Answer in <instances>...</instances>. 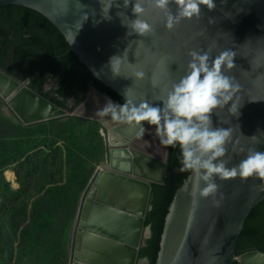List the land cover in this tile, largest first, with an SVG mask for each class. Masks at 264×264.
<instances>
[{
    "label": "water",
    "instance_id": "1",
    "mask_svg": "<svg viewBox=\"0 0 264 264\" xmlns=\"http://www.w3.org/2000/svg\"><path fill=\"white\" fill-rule=\"evenodd\" d=\"M134 2L132 0L128 8H124L123 0H115L120 7L113 5L109 12L111 19L103 17L100 0H0V6L20 4L46 15L62 31L71 50L89 66L96 78L124 99L127 90L128 98L137 103L147 100L162 106L160 100L166 95L171 82L184 75L190 50L211 47L213 58L225 49L235 51L236 67L228 74L240 84V115H229L227 107H230V102L225 109L213 113V126L234 128L235 146L229 145V167L238 164L249 148L264 152V142L256 144L251 139L255 135L264 141V0H215V10L209 11L206 6H201L199 18L183 19L170 31L165 27L164 13L146 5L144 18L153 24L155 31L145 37L135 33L128 35L130 29L122 22L123 17L117 16V12H123L129 19H135L132 13ZM65 7L68 8L66 14ZM170 8L175 14L177 5L172 3ZM85 14L87 21H83ZM77 21L83 23L78 32ZM127 47L128 61L122 64L121 75L114 76L109 59L113 55H122ZM136 71H143L144 77L136 78ZM29 84V80L22 81L0 68V97L5 100L7 110L26 124L33 122L20 114L14 101L20 103L27 113L41 115L59 109L65 115L56 117L76 116L83 121L89 116H96L83 112L94 101H100L104 106L108 100L121 104L96 85H91L86 99L74 112L63 111L33 91ZM96 117L112 128L125 124ZM47 119L50 117L45 116L38 121ZM144 124L146 132L143 137L123 139L125 144H111L114 149L162 159L166 166L164 176L161 181L154 180L153 183H163L171 147L160 144L161 154L150 148L148 144L155 146L159 140L154 126ZM240 148L245 151L239 152ZM102 167L113 172L123 171L114 165ZM97 179L98 174L92 177L79 202L69 264H140L142 260L150 264L148 258L140 257V252L145 238L152 235L151 227L146 226V217L151 208L153 185L149 209L140 215L99 201ZM139 179L145 180L148 176L140 174ZM216 182L219 185L216 196L220 200L219 206L214 205L213 197L202 198L198 192V203L193 205V174L188 184L178 191L167 216L156 264H234L235 261L238 264H264V251L250 250L239 258L236 252L248 217L264 200V181L256 177L247 180L237 177L217 179ZM203 186L201 182L200 187Z\"/></svg>",
    "mask_w": 264,
    "mask_h": 264
},
{
    "label": "trees",
    "instance_id": "2",
    "mask_svg": "<svg viewBox=\"0 0 264 264\" xmlns=\"http://www.w3.org/2000/svg\"><path fill=\"white\" fill-rule=\"evenodd\" d=\"M0 67L20 79H28L35 91L69 111H74L86 98L92 84L118 102L123 104L125 101L117 91L94 76L89 66L71 50L70 43L56 24L28 6H0ZM5 117L19 128L36 131L38 136H32V143L38 146L24 148L26 153L12 162L18 163L16 177L20 181L17 180L19 189L14 190L5 176V182L0 183V187L7 189V193L0 195L3 198L0 202V264H29L43 233L45 218L50 213L41 197L36 201L31 198L35 192H43L64 181L63 169L68 150H64L61 144L54 147L51 143H40L51 138L49 128L55 125V121L29 126ZM38 125H43L45 129L40 130ZM13 134L0 140V151L20 131ZM181 159L179 146L171 147L166 180L153 186L152 208L146 219V225L152 227V235L140 252V256L147 257L150 264L157 263L162 234L174 198L192 175L191 172L179 171ZM69 165H72L71 158ZM4 166L1 162L0 168ZM255 249L264 251V200L248 217L237 244L238 254Z\"/></svg>",
    "mask_w": 264,
    "mask_h": 264
},
{
    "label": "clouds",
    "instance_id": "3",
    "mask_svg": "<svg viewBox=\"0 0 264 264\" xmlns=\"http://www.w3.org/2000/svg\"><path fill=\"white\" fill-rule=\"evenodd\" d=\"M100 2L102 5V15L105 19H111L109 12L114 4L117 8L120 7V4L115 3V0H100ZM130 3H132V0H123V7L128 8ZM172 3L177 5L175 14L170 8V4ZM146 5L148 7L159 9L162 13H164L165 27L169 31L174 29L183 19H192L193 17L199 18L202 11L201 6H206L209 11L215 10L217 7L215 0H135L132 6V13L135 16V19H129L123 12H117V16L123 17L122 22L126 24L128 29H130L128 35L135 33L139 36L145 37L154 33L155 28L153 24L144 18ZM78 6H80L79 2ZM64 11L66 14L68 8L65 7ZM125 18L127 19V22H125ZM87 19L88 16L85 14L83 16V21H87ZM209 22L212 23L213 20L210 19ZM77 23L79 25L77 30L78 32L82 28L83 23H79V21H77ZM127 53L128 47L124 50L122 55H113L110 57V70L114 76L121 75V66L125 60L128 61V55H126ZM188 55L190 60L187 64L184 75L181 76L179 80L171 82L170 87L166 91V95L160 100L162 102V106L160 104L149 103L147 100L137 103L128 98L126 90V98L123 104H116L111 100H108L106 105H103L104 107L99 109L97 112L94 111L92 104L88 105L83 112L94 113L98 117L110 116L111 119L109 120L121 121L130 126H135L138 128L136 133L138 137H143L145 135V122L149 126H154L155 136L158 138L159 143L155 146L150 145V147L155 149L156 147H160V144L166 147H175L178 145L182 157V166L179 168V171L181 173L191 172L193 174V178L195 180L191 193L193 197V205L195 206L198 203L196 200L198 192L199 196L202 198H208L210 196L213 197L214 205L219 206L220 200L216 199L219 192V185L216 182L217 179L227 180L239 177L242 180H247L248 178L256 177L259 180L264 181V152L257 151L256 148H249L247 149V153L244 158L240 160L238 164H234L229 167V164L231 163V160L227 158L229 145L235 146L233 140L234 128L232 126L227 128L213 126V113L216 114V110L218 109H225L230 102V107H227L229 115L235 117L240 115L239 110L242 106L240 97L238 96V93L240 92V84L233 76L228 74L236 67L234 63L236 52L231 49H225L213 58L212 49L209 47L208 49L190 50ZM8 74L12 75L10 73ZM144 75L145 73L143 71L134 72V76L136 78L142 79ZM14 77L18 78L17 76ZM20 80L26 81L28 79ZM29 87L35 91L30 84ZM35 92L44 97L39 92ZM44 98L49 100L46 97ZM0 100L2 101L3 111L10 117L18 120L13 114H9L7 112L5 100L1 97ZM50 102L63 111L66 110L68 112H74L82 103L81 102L74 111H69L64 107L57 105L53 101ZM55 110L62 112L59 109ZM64 115H59V117H63ZM96 116H89L86 120H84V122L94 120L105 125V122ZM54 117H50V119L47 120L32 121L33 123L30 122L29 124H39L49 120L57 122L68 118L80 119L76 116H67L65 119L56 116ZM21 123L26 124L23 122ZM106 126H108L107 129L110 131L112 127L107 124ZM94 134H96V131ZM101 135L104 136V134ZM251 139L254 140L256 144L264 142L260 139V137L255 135L252 136ZM109 142L110 143L108 144L113 147L110 151L112 153L114 145L111 144L110 137ZM136 144L139 146V142H136ZM141 144L143 143L141 142ZM235 144H238V141H235ZM41 148L42 147H40V149ZM244 151L245 150L243 148L239 149V152L241 153ZM110 160L111 155L109 157V162L103 165H111L112 162ZM8 172H10V170L5 171L6 181L9 182L12 187ZM11 173H14L15 176L12 179L17 182L16 171H12ZM201 182L204 185L202 188L200 187ZM155 183L163 184L154 182L153 186ZM86 187L87 184L85 188ZM220 197L221 199L223 198L222 193L220 194ZM146 226L148 227L150 225ZM150 237L151 235L145 238L144 245ZM243 253H237V258L241 257ZM141 258L143 259L147 257ZM235 262L238 263V261Z\"/></svg>",
    "mask_w": 264,
    "mask_h": 264
},
{
    "label": "rangeland",
    "instance_id": "4",
    "mask_svg": "<svg viewBox=\"0 0 264 264\" xmlns=\"http://www.w3.org/2000/svg\"><path fill=\"white\" fill-rule=\"evenodd\" d=\"M0 105V140L8 135H14L15 131H20V134L14 140L11 139L8 146H4V150L0 151V163L5 164L0 168V183H3L5 182V171H16L17 163L12 162L26 153L24 148H31L38 144L32 143V136H37V132L17 127L15 122L5 117L10 116L1 111L2 102ZM104 118L109 120L110 116ZM95 124L99 126L96 127ZM38 126L40 130L45 129L43 125ZM107 127L106 124L94 120L86 122L76 118L59 120L49 128L51 138L40 142L42 145L51 143L54 147L61 144V147L68 150V153H66L63 169L64 181L58 186L47 187L49 189L43 192H35L34 197L31 198L36 201L41 197L42 202L48 205L50 213L45 218L43 233L29 264H69L72 229L78 214V202L86 189L85 183L91 165L107 164L113 148L108 144L109 130ZM95 131L96 134H94ZM70 158L72 165H69ZM11 174H9L10 178H14V173ZM3 193H7V189L1 186L0 195ZM2 200L0 196V202Z\"/></svg>",
    "mask_w": 264,
    "mask_h": 264
},
{
    "label": "bare ground",
    "instance_id": "5",
    "mask_svg": "<svg viewBox=\"0 0 264 264\" xmlns=\"http://www.w3.org/2000/svg\"><path fill=\"white\" fill-rule=\"evenodd\" d=\"M5 93L7 94L8 92L5 91ZM13 104L20 114L29 121H36L45 116L54 117L65 114V112H59L55 109L41 115L39 113H27L20 103L14 101ZM7 112L11 114L8 110ZM137 131L138 128L126 123L120 127L111 128L109 131L110 141L125 144L123 139L134 138L137 136ZM148 145L150 147V144ZM154 151H158L161 154L160 147H156ZM110 161L112 162L111 165L117 166L123 171L120 173L113 172L100 165L93 164L85 184L88 185L92 177L98 174L99 201L140 215L145 214L149 209V196L153 181L162 180L165 173V162L160 158L142 156L135 152L121 149L112 150ZM8 173L11 174V172ZM140 174L148 176V179H139ZM11 176L13 177L12 174ZM10 180L13 189L18 190V182L12 178ZM140 264H147V261L142 260Z\"/></svg>",
    "mask_w": 264,
    "mask_h": 264
},
{
    "label": "flooded vegetation",
    "instance_id": "6",
    "mask_svg": "<svg viewBox=\"0 0 264 264\" xmlns=\"http://www.w3.org/2000/svg\"><path fill=\"white\" fill-rule=\"evenodd\" d=\"M93 107H94V111L97 112L99 109H102L104 106L100 101H94L92 103ZM111 119V117H110Z\"/></svg>",
    "mask_w": 264,
    "mask_h": 264
}]
</instances>
